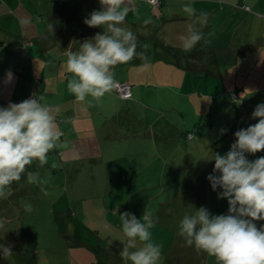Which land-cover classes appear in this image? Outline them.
<instances>
[{
    "label": "crops",
    "instance_id": "crops-1",
    "mask_svg": "<svg viewBox=\"0 0 264 264\" xmlns=\"http://www.w3.org/2000/svg\"><path fill=\"white\" fill-rule=\"evenodd\" d=\"M32 1L36 0H0V50L5 52L0 62L1 64L5 62L6 65L7 61H9L8 70H6L4 74H0V85L5 77L8 76L6 75L7 73L11 72L12 79L20 75V72L17 70V67H20V63L23 62L25 65V62H27L29 65L28 68L27 66L22 67L27 68L24 70L23 76L25 74L27 75V72L31 68L34 70H44V68H46L45 66H50L49 63L46 62V57L52 53L59 52V48L67 53L70 51H77L81 43L87 39L93 38L97 33H100L98 28H89L91 29V31H89L91 35L89 33L85 34L83 36L85 38L81 39L80 36H78V32H76L75 24L73 27H70L69 24V20L70 22L71 20L77 22L79 16L83 15V18H87L90 15L87 8L84 7L86 3L87 5L89 3L91 6L94 4L92 7L95 11L101 10L102 6L99 0H66V4H74V8L63 9L68 17H63L61 13L56 11H54V13L49 12L47 14L48 19L46 25H44V20L40 22L41 14L37 16V23L35 22L36 17L34 18V16H31L34 14L32 8L28 4L32 3ZM54 1L56 2V0ZM41 2L44 3L45 7V3L48 1L41 0ZM41 2L37 1L36 4ZM58 2L61 1L58 0ZM187 2L188 0H164L163 6L160 8L159 5L154 6L150 4L148 0H125L130 11L125 24L122 26L125 27L129 25V30L133 29V33L137 36L138 40L143 43L144 37L136 31V27H140L136 20L139 22L140 17L144 18V15L147 13L152 14L155 21L158 20L159 23H162L163 27L151 29L153 22L148 23L147 26H145L146 24L143 26L150 28L152 31V33L149 34L144 32V35L145 37L148 35L152 37L155 48L143 49L138 46L137 51L145 52L147 57L150 58V51L152 50L153 54L155 52V58L148 60L152 61L153 68L163 66V68L166 69V78H171L173 74L180 77L179 82L174 83V85L179 84L180 86L169 87L168 89L171 92L178 96L186 95L191 97L197 95L198 98L201 99V102L204 101L206 97H208L207 99L209 100H215L217 95L222 94L219 81L223 77L221 70L222 60L216 55L219 51L234 52L238 50L240 52L253 49V45H250L253 36V25L254 22L261 24V26L264 24V0H227V5L229 6L227 15L230 13V8L234 6L235 3L238 4L236 7L237 11L231 17V23H228L226 25L227 27L224 26L226 21L224 20V24H222L221 20L218 18L222 13L221 8V12H219L216 17V9H219L220 1L192 0L193 7L197 9L198 13L200 11L208 13V21L204 25H196L197 29L204 34L205 39L200 41L191 51L186 52L182 49V42L179 38L187 34V29L192 23L186 14L182 12V6ZM258 7H261L263 12L262 14H258L257 17L251 14V11ZM227 15L225 14L226 18ZM237 18L240 20L237 21ZM49 24L53 25V33L48 30ZM84 26L87 25L84 24ZM230 29L231 31H229ZM262 35L263 39L261 37L260 40H262V48L264 50V32ZM162 36L165 37V42L161 40ZM58 38H61V41H58ZM61 43L62 45H60ZM230 45L233 47L232 50L229 49ZM160 48H164V50L168 52V55H159ZM29 57H31L30 60ZM260 59H262V55ZM61 63L62 62L57 65L56 72L58 76L53 79L54 87L52 88V95L55 100L59 99L66 101L67 98L69 99L70 94L68 93L67 82L72 78V75L66 72V67ZM142 63L143 62L138 58L135 62V67H140ZM121 68V65H117L114 68L115 79L117 83L127 82L133 86L134 99L132 101H123L114 89L111 93L106 94L105 97L102 98L103 103L98 104L96 102L100 108L98 114L95 113L94 115H99V117H94L90 122V126H88V128L86 127V129L89 133L95 130V140L98 145H94L90 152H96L98 156L89 158L86 156L74 157L70 149H67L66 153L68 163L75 165L73 177L79 175L82 165H85V167L89 165L88 171L86 172L89 177H91V174L101 176L100 174H104L105 172L110 173L109 181H111L114 175L121 171V176H118V180L120 181L118 187H112V182H109V186L103 188L104 192L108 195L109 187V189H111L109 196L115 199L114 207L111 208V210H109L110 208L105 204L106 199H104L101 208L90 205L77 211L75 214L77 218L81 217L83 214L84 217L95 221L96 225L94 227L97 228L96 232L99 235L97 238L88 237V239H85L84 236H81V228L78 227L77 224V228L72 231L70 234L71 238L68 240L70 243V250L74 251L71 252V258L76 264H109L108 262L112 264H121L119 263L118 256L121 257L119 253L123 249L122 243L127 240L125 236L123 237L122 224L119 219L121 213L128 212L135 215L137 219H141L146 210L152 213L156 218V228H171V219L167 223L165 220L167 215L159 211V208H155L153 212L146 209L148 207L151 208L149 206L151 196H147L148 192H155L157 188L155 181L158 178L156 170L153 169L155 165L158 164V161L168 165L169 161L174 158L178 151H181L182 154H188L189 146L194 145V147L199 149V155L205 158L206 154H209L211 157V165H215L214 160H212L214 158L213 154H226L234 143V140L230 138L231 136L227 137V141L222 140L220 142L211 140V138L208 140L204 136L199 137L200 139L196 142L194 139L195 136L190 133L186 135L189 141H185L184 145L173 151L178 145L175 142H180L182 139L173 140V144L168 142L166 138L162 139L160 133L166 134L168 131L174 132V129L182 133V130L176 126L177 124H172L170 121L165 122L163 120L165 119V114L162 115L163 113L161 114V112L157 111L155 108H150V105H145V107H149L145 109V111L142 110V107L139 108V101L147 104L148 101L153 103L156 100H161L162 96L167 97L166 94L160 93L162 89L161 86L155 85V88H152V86L145 84L141 81L145 79V76L140 75L139 72L138 76L134 75L135 71L132 70L119 74L118 72ZM15 71L18 72L15 73ZM124 75H126L125 80H117ZM154 76L158 80L157 83L163 84V80L159 79L156 73ZM189 76H191V78H189ZM135 79L136 81H134ZM188 83L195 84L196 86H194L192 90H189L187 86ZM30 85L31 84L28 86ZM44 85L45 88L40 92L37 91L36 95L46 96L47 93L45 91L47 89V83H44ZM262 92V90H257L256 92H251L249 95H253V98H259V93ZM260 96L262 98V95ZM31 97L32 96L27 91L25 99H30ZM107 100H112L114 104H117L121 108H118V111L109 110L107 107L111 103ZM187 108L186 105H181L180 109L175 110L181 117H184L185 112L189 111ZM207 111V115H211L214 112L212 108ZM70 112L77 115V111L71 107L67 108L66 111H59L58 113L70 114ZM92 112L88 114L89 116L87 118L94 116L91 115ZM97 122L102 126L98 130L95 127ZM205 125L206 123L202 124V126ZM211 125L212 124H210V126ZM185 127L187 128L188 124H185ZM235 129L236 127L232 128V132H234ZM59 130L61 132L63 131L61 128ZM70 131L72 130L70 129ZM114 133L126 137L124 139L118 138L119 136H114ZM68 135L69 137L71 136L70 133H68ZM90 135L92 136V134ZM190 136H192L191 139L189 138ZM64 137L65 132H62L61 138ZM157 137L162 140L158 142L156 139ZM85 140L88 141V143L85 144V147L88 148V145L92 143L93 139ZM73 144V147L77 146L75 142H73ZM99 145L102 149L101 152ZM97 163H100V166H96ZM104 164H106V166L103 170L101 166ZM209 167L211 169V166ZM210 169L208 171H203L202 168L192 171V174L196 173L193 177L201 173L204 175L201 181H198L200 185L202 182L203 186L206 187L202 189L203 194L200 196L203 198L200 201H202V206L207 208L212 215H226L229 207L228 202L226 199L217 198L221 189L218 188L216 191L212 190L207 177L213 174L214 168L212 171H210ZM163 173H165V171ZM215 174L219 175V173ZM164 175L165 174L159 176V178L163 179ZM94 178L97 179V176H93V180ZM101 180H105V177L101 176ZM102 182L100 183L101 185ZM104 183L105 181L103 184ZM161 189L164 191L167 190L162 187V185ZM85 191L90 192L91 190L85 189ZM200 192L201 190L199 193ZM87 195L90 196L93 194ZM181 195H184L183 191ZM91 200L92 199H85L83 201L89 202ZM104 214H106L108 218L103 219ZM176 214L177 212L175 215ZM184 215V209H181L178 215V218L181 217L179 223ZM110 219L113 222H111ZM255 223L259 228L264 224V221H257ZM69 224L71 226V221ZM83 231L85 234H95V231L93 232L91 230V226L88 225V223L83 226ZM152 236L154 237V242L162 245L161 255L164 256V259L163 262L158 261V264H205L204 257L206 254L202 252L198 253L194 247L187 249L188 246H186L185 249L182 247V242L179 241V245H176L175 248L176 252L173 253V245L171 243L167 244L165 240L159 239L156 234ZM139 246L138 244V247ZM102 259L108 262L104 261L105 263H103ZM125 263L131 264L130 261H126Z\"/></svg>",
    "mask_w": 264,
    "mask_h": 264
},
{
    "label": "rangeland",
    "instance_id": "rangeland-1",
    "mask_svg": "<svg viewBox=\"0 0 264 264\" xmlns=\"http://www.w3.org/2000/svg\"><path fill=\"white\" fill-rule=\"evenodd\" d=\"M37 1L41 2V0H36L28 4L33 10L34 15L31 16H34V18L36 17L35 22L37 23V16H39L38 14H41L40 22L44 20V25L47 24V14L49 12L54 13V11H56L61 13L63 17H68L63 9L74 8V4H66V0H60L61 2H58V0H56V2L54 0H47L48 2L45 3L46 8L44 7L43 2L36 4ZM218 1H220V6L218 7L219 9H216V17L217 14L221 12V8L222 13L218 18L221 20L222 24H224L225 20L226 23L224 26L227 27L226 25L231 23V17L237 11L236 7L238 4L235 3L234 6L230 8V13L227 15V9H229L227 0ZM93 5L94 4H92V6ZM92 6L89 3L88 5L87 3L84 5L89 13L94 11ZM262 12V8L258 7L257 9H252L251 14L257 16L258 14H262ZM225 14L227 15V18L225 17ZM144 16L146 19L143 17L139 18L140 23L136 20L137 24L140 25V27H136V31L144 37L143 43L140 40H138V43L141 45L148 44L149 49H154L155 46L152 37L149 35L145 37L144 35V32L147 34L152 33L150 28L143 26L145 25L144 21L150 20L153 22V27L151 25V29H154L155 27L162 28L163 25L162 23H159L158 20L155 21L152 14L147 13ZM83 17V15L79 16L77 22H73L72 20L70 22L69 20L70 27H73L75 24L76 32H78V36H80L81 39L85 38L83 37L85 34L89 33L91 35L89 32L91 31V29H89L90 27L84 26V20L86 18ZM236 20L239 21L240 19L237 18ZM147 25L148 24L145 26ZM125 27L129 29V25H126ZM98 29L102 32L101 28ZM231 29L229 31H231ZM130 30L134 32L133 29ZM263 32L264 24L261 26V24L254 22L253 36L250 44L253 45L252 50L247 49L240 52L238 50L234 52L219 51L217 53L216 56L222 60L221 70L223 77L219 81V87L222 94L217 95L215 100H209L207 99L208 97H206L204 101L201 102V99H199L197 95L191 97L186 95L178 96L171 92L168 88L171 86L179 87V84L174 85V83L179 82L180 77L173 74L171 78H166V69H164L163 66L153 68V63L150 60H148L149 67L144 69L141 65L138 68L135 67V62L138 58H134L127 64H121L122 68L118 73L121 74L132 70L135 71L134 75L138 76L139 72L140 75L145 76V79L141 80L145 84L152 86V88H155V85L161 86L162 89L160 93L166 94L167 97L162 96L161 100H156L153 103L146 101L147 104L139 101V108L142 107V110L145 111V109L149 108L145 107V105H150V108H155L157 111H160L161 114L163 113L162 115L165 114V119H163L165 122L170 121L172 124H177L176 126L182 130V133L175 129L174 132L168 131L166 134L160 133L162 139L166 138L168 142L173 144V140L182 139L180 142H175L178 145L173 151L184 145L185 141H189L186 135L190 133L195 136L194 139L196 142L200 139L199 137L204 136L208 140L211 138V140H215L216 142L222 140L227 141V137L231 136L230 138L234 140L235 143L234 134L237 129H247L250 125L256 124L258 120L252 119V113L258 104L264 103V50L262 48V40H260L261 37L263 39ZM164 36L161 38L163 42H165ZM57 40L61 41V38H58ZM60 45H62V43ZM232 48L233 47L230 45L229 49L232 50ZM59 50V52L52 53L46 57V62L49 63L50 66H45L46 68H44V70H34L31 68L27 72V75L25 74L23 76L24 70L27 69L29 65L27 62H25V65L22 62L19 64L20 67H17L20 75L14 79L11 78L12 80L7 76L0 85V107H7L9 103L18 104L26 100L25 96L27 91L31 96L37 94V91L40 92L45 88L44 83H47L45 103L52 110V115L57 121L58 128L63 129V133L65 132V137L61 138L57 147L49 152L47 164L41 167L37 161H34L33 164L28 167V171L34 173L38 172L40 178L46 179L48 182L43 186L32 184L28 182L27 176L25 175L20 181L13 182L9 195L6 198L0 197V221L5 222V227L0 229V244L5 246L11 245V250L13 252L12 255L7 257L0 254V264H76L71 258V252L74 251L70 250V243L68 240L71 238L70 234L72 231L77 228V224L78 227L81 228V236H84L85 239H88V237L97 238L99 235L96 232L97 228L94 227L96 225L95 221L84 217L83 214L81 217L77 218V216L75 217V214L77 211L90 205L101 208L104 199H106L105 204L110 208L109 210H111L115 204V199L109 196L111 189L108 187L107 195L103 188H107L109 182H112V187H118L120 183L118 176H121V171L114 175L111 181H109L110 173L105 172L104 174H100L102 177H105V180H101V176L96 174H91V177H89L86 173L89 165H86V167L85 165H82L79 175L73 177L75 165L70 164L67 161V149L71 150L70 152L74 157L86 156L89 158L98 156L96 152H90L92 147L97 144L95 140V130L89 133L86 127L88 128V126H90V122L94 117H99V115L94 114H98L100 108L98 104L103 103V99L97 102L98 104L93 101L94 106H89L87 101L77 102L70 92H68L70 93L69 99L67 98L66 101L53 99V79L58 76L56 72L57 65L62 62L61 64L66 67L68 54L61 48H59ZM159 50V55H168V52H166L164 48H160ZM0 51L1 59L5 52L3 50ZM150 53L151 57L148 59L155 58V52L153 54V51L151 50ZM261 55L262 59H260ZM30 58L31 57H29V60ZM8 65L9 61H7L6 65L5 62L2 64L0 62V74H4L5 71L8 70ZM23 66H27V68H22ZM18 71H15V73ZM155 73L158 75L159 79L163 80V84L157 83L158 80L154 76ZM6 75H8V73ZM125 76L126 75L121 76L119 77L120 79L117 80H125ZM189 78H191V76H189ZM27 81L31 84L30 86H28L29 84ZM134 81H136V79ZM187 86L189 90H192L196 85L188 83ZM257 90L263 91L262 93H259V98H253V95H249L251 92H256ZM234 94L237 95L236 98L234 97ZM260 95H262V98ZM109 102L111 103L107 107L109 110L118 111V108H121L117 104H114L112 100ZM181 105H186L189 110L185 112L184 117H181L176 111L180 109ZM69 107L75 109L77 115L73 112H70V114L58 113L59 111H66ZM210 108H212L214 112L211 115H207V110ZM91 112V115L94 116L87 118L89 116L88 114ZM203 123H206V125L202 126ZM185 124H188L187 128L185 127ZM210 124L212 125L210 126ZM95 127L98 130L102 126L97 122ZM234 127H236V129L232 132V128ZM70 129L72 131H70ZM222 130L226 131L222 134ZM68 133L71 134L70 137ZM90 134H92V136ZM114 136L117 137L119 135L114 133ZM125 137L126 136H119L118 138L124 139ZM85 139H93L92 143L88 145V148L85 147V144L88 143ZM156 139L158 142L162 140L159 137ZM73 142L76 143V147H73ZM99 148L101 152L102 149L100 145ZM198 153L199 149L194 147V145H190L188 154H182L181 151H178L174 158L169 161L168 165L158 161V164L155 165V168L153 169L156 170L158 178L155 181L157 188L155 189L156 193L153 191L148 192L147 196H151V201H149V206L151 208L148 207L146 209L153 212L155 208H159V211L164 212V214L167 215L165 218L167 223L171 219V228L167 227L164 229V227H154L151 231L152 235L156 234L159 239L165 240L167 244L171 243L173 245V253L176 252L175 248L176 245H179V241L182 242V247L185 249L187 246L184 239L177 235L179 220L181 218H178L179 211L184 209V214H191L194 213L195 209L202 207V201L200 200L203 197L200 195L203 194L202 189H205L206 187L203 186L202 182L200 185L198 181H201L204 175L201 173L200 175L193 177L196 173L192 174V171L200 170L202 168L203 171H208L210 169L209 166H211L210 171H212L215 166L213 164L211 165V157L209 154H206L204 158V156H201ZM262 156H264V151L256 153L255 155H247V158L250 161H254ZM96 166H100V163H97ZM103 166H101V168L104 170L106 164ZM164 171L165 173H163ZM163 174H165L163 179H160L159 176ZM93 176H97V179L94 178L93 180ZM102 181H105V183L103 184ZM101 182L102 185L100 184ZM161 185L167 190L164 191L161 189ZM41 187H43V191L41 190ZM85 189L91 191L87 192ZM200 190L201 192L199 193ZM182 191L184 195H181ZM45 193H47V195ZM87 194L93 195L89 196ZM85 199L92 200L85 202L83 201ZM25 204H31V212L25 211ZM176 212L177 214L175 215ZM105 218H108L106 214L103 215V219ZM70 221L71 226L69 224ZM111 222L113 221L111 220ZM87 223L91 226V230L93 232L95 231V234H85L83 226ZM188 247L187 249H191ZM118 258L119 263L121 264H126L125 262L128 261L119 256ZM204 258L205 264H216L214 258L207 255H205ZM163 259L164 256L161 255L159 262H163ZM102 261L105 263L104 261L107 260L102 259ZM108 263L112 264L111 262Z\"/></svg>",
    "mask_w": 264,
    "mask_h": 264
},
{
    "label": "clouds",
    "instance_id": "clouds-1",
    "mask_svg": "<svg viewBox=\"0 0 264 264\" xmlns=\"http://www.w3.org/2000/svg\"><path fill=\"white\" fill-rule=\"evenodd\" d=\"M99 2L101 10L91 12L84 24L101 28L102 32L81 43L79 50L68 52L66 61L67 71L72 75L67 82L68 91L77 102L87 101L89 106L116 88L117 65L139 58L142 68L149 67L146 53L137 51L138 46L147 49L149 45H139L137 36L122 26L130 11L125 0ZM182 12L192 21L187 34L179 38L187 52L205 39L196 25L206 24L208 13H198L192 0L182 6ZM48 30L53 33L52 24ZM11 75L9 72V79ZM252 119L258 122L236 131V142L226 154H213L215 166L207 179L213 191L221 189L217 198L227 200V214L212 215L202 206L185 214L178 225L177 235L186 245L214 258L216 264H264V225L258 228L255 223L264 221V156L254 161L247 158L264 151V103L256 106ZM61 136L43 95L33 94L18 104L0 107V197L6 198L13 182L25 175L29 183L46 184V179L40 178L38 172L28 171V167L34 161L41 167L47 164L48 154L57 147ZM24 209L31 212V204H25ZM119 219L127 238L119 255L131 264H158L162 245L153 240L151 230L157 222L153 214L145 210L142 218L137 219L124 212ZM4 227L5 222L0 221V229ZM11 249V245L0 244V254L5 257L13 254Z\"/></svg>",
    "mask_w": 264,
    "mask_h": 264
},
{
    "label": "built area",
    "instance_id": "built-area-1",
    "mask_svg": "<svg viewBox=\"0 0 264 264\" xmlns=\"http://www.w3.org/2000/svg\"><path fill=\"white\" fill-rule=\"evenodd\" d=\"M150 4L157 6L159 5V0H148ZM116 92L122 99L132 98V86L128 83H117Z\"/></svg>",
    "mask_w": 264,
    "mask_h": 264
},
{
    "label": "trees",
    "instance_id": "trees-1",
    "mask_svg": "<svg viewBox=\"0 0 264 264\" xmlns=\"http://www.w3.org/2000/svg\"><path fill=\"white\" fill-rule=\"evenodd\" d=\"M163 1L164 0H159V7L161 8L163 6ZM158 7V8H159ZM119 83H127V82H119ZM116 90V89H115ZM132 93H133V86H132ZM234 97L236 98V95H234ZM134 99V95H132V98L131 99H122L123 101H132ZM192 136H190L189 138L191 139Z\"/></svg>",
    "mask_w": 264,
    "mask_h": 264
}]
</instances>
